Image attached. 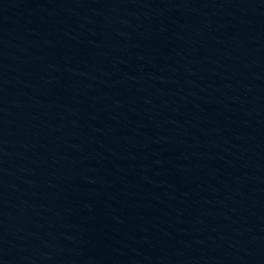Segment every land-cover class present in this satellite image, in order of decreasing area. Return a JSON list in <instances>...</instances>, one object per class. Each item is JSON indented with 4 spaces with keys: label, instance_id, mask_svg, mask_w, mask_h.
I'll list each match as a JSON object with an SVG mask.
<instances>
[{
    "label": "water",
    "instance_id": "water-1",
    "mask_svg": "<svg viewBox=\"0 0 264 264\" xmlns=\"http://www.w3.org/2000/svg\"><path fill=\"white\" fill-rule=\"evenodd\" d=\"M0 264H264V0H0Z\"/></svg>",
    "mask_w": 264,
    "mask_h": 264
}]
</instances>
